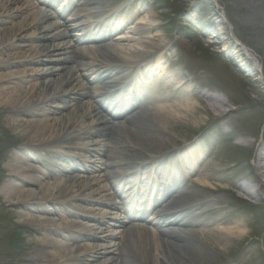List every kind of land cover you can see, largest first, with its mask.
<instances>
[{
  "label": "bare ground",
  "instance_id": "bare-ground-1",
  "mask_svg": "<svg viewBox=\"0 0 264 264\" xmlns=\"http://www.w3.org/2000/svg\"><path fill=\"white\" fill-rule=\"evenodd\" d=\"M63 1L0 0V120L20 140L6 155L9 181L0 200L12 226L33 237L20 264H250L253 250L264 264V235L246 233L247 213L222 196L242 199L227 168L210 162L196 168L199 159L192 160L188 172L199 179L186 186L185 172L159 167L176 153L168 158L162 152L172 126L180 123L172 108L210 114L206 100L215 111L225 103L200 92L191 95L198 104L175 102L176 83L165 81L158 64L167 45L144 42L135 51L122 47L129 39L113 37L134 25L132 16L144 14L139 24L147 23L156 41V6L138 9L141 0H124L105 15L107 0H68L61 6ZM114 11L120 20L111 19ZM241 50L259 73L258 60ZM153 69L159 73L143 77L151 89L142 96L139 74ZM160 86L170 89L168 96L157 91ZM166 98H172V108L161 105ZM249 145L255 174L247 176L262 182L264 191V145L257 151L255 142ZM106 150L120 156L100 166L87 159ZM61 161L73 164L64 171ZM104 169L103 179L93 175ZM61 172L66 176L59 177ZM136 187L139 204L150 195L144 209L130 200ZM238 188L259 198L252 208L264 205L259 191ZM111 222L122 230H109ZM236 251L234 259L223 260Z\"/></svg>",
  "mask_w": 264,
  "mask_h": 264
},
{
  "label": "rangeland",
  "instance_id": "rangeland-1",
  "mask_svg": "<svg viewBox=\"0 0 264 264\" xmlns=\"http://www.w3.org/2000/svg\"><path fill=\"white\" fill-rule=\"evenodd\" d=\"M113 2L114 0H107L106 5L109 6ZM67 3L68 0H64L61 6ZM135 5L138 9L156 6L153 23L158 26L154 30L158 37L154 41L152 32L146 31L147 23L139 24L144 19V14L132 17L126 15V18H132L134 25L124 33L123 30L118 31L113 36L116 40L119 36L129 39L122 47L139 51L143 49L144 42L167 45L166 57L158 64L164 70L163 74H166L165 81L169 84L176 83L175 88L179 91L175 102L192 105L197 103V99L191 95L200 92L218 96L225 103L217 106L219 111H215V104L206 100L205 105L212 108L213 112L196 114L193 109L175 111L172 108V98L162 101L161 105L171 107L180 123L172 126L169 143L162 149L168 158L171 157L172 151L176 153L167 164L160 163V169L176 168L179 172H185L187 177L184 184L188 186L192 178L199 179L193 171L188 172L193 161H201L200 165H197L199 161L195 163L196 168L209 162L215 167L227 168L228 177L236 185V194L242 199H231L222 195L224 201L233 202L234 209L247 213L246 217L251 224L249 227L242 225L246 233L262 238L264 205L252 208V205L260 201L259 198L249 197L238 187L241 184L245 186L244 177L255 174V150L249 143L255 142L256 151L261 148V144L264 145V0H141ZM64 18H71L69 12ZM135 28L137 29L134 31ZM239 45H243L258 60L259 73ZM158 73L159 70L155 69L144 72V75L137 79L138 85L151 89V86L143 83V77L154 79V75ZM157 91L168 96L170 89L160 86ZM18 134L17 131L9 129L6 120H0V191L2 185L9 181L8 172L5 170L8 164L6 155L15 148L14 145L19 144ZM92 139L101 140L97 136ZM187 152H191L190 157H187ZM88 156L87 159L100 166L105 162L110 163L115 156L120 155L106 150L102 153L93 152L92 156ZM182 158L186 162H182ZM62 163L67 165L63 167L64 171L73 164ZM105 172L106 169L93 172V175H99L103 179ZM61 173L59 177L66 176V172ZM74 173L88 176L84 172ZM101 184L106 185L105 180ZM259 192L264 196L263 190L259 189ZM132 193L134 195V191ZM117 200L119 199L116 198L115 201ZM139 205V208L143 209L146 206ZM7 209L8 206L0 200V264H20L21 253L27 251V244L33 237L23 228L12 226L11 214ZM120 215L125 217L123 213ZM112 216L114 215H110ZM111 223L108 229L112 232L118 233L122 230ZM113 241L118 242V239L113 238ZM237 251L232 255L223 254V260L234 259ZM258 260L259 253L253 250L248 263L258 264Z\"/></svg>",
  "mask_w": 264,
  "mask_h": 264
},
{
  "label": "water",
  "instance_id": "water-1",
  "mask_svg": "<svg viewBox=\"0 0 264 264\" xmlns=\"http://www.w3.org/2000/svg\"><path fill=\"white\" fill-rule=\"evenodd\" d=\"M215 2H216V0H214ZM235 40H236V42L238 43V44H240L238 41H237V39L236 38H234ZM242 46V48H244V46L243 45H241Z\"/></svg>",
  "mask_w": 264,
  "mask_h": 264
}]
</instances>
